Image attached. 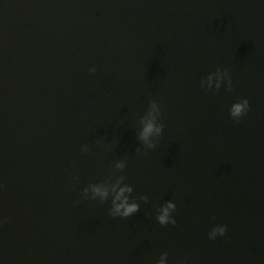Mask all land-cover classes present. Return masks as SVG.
Here are the masks:
<instances>
[{"label":"water","instance_id":"obj_1","mask_svg":"<svg viewBox=\"0 0 264 264\" xmlns=\"http://www.w3.org/2000/svg\"><path fill=\"white\" fill-rule=\"evenodd\" d=\"M149 116L163 127L145 140ZM164 252L264 264V0H0V264Z\"/></svg>","mask_w":264,"mask_h":264},{"label":"clouds","instance_id":"obj_2","mask_svg":"<svg viewBox=\"0 0 264 264\" xmlns=\"http://www.w3.org/2000/svg\"><path fill=\"white\" fill-rule=\"evenodd\" d=\"M95 70V69H93ZM225 73L217 70L212 72L207 77V84L209 87L216 83L217 87L224 79ZM153 112H155L158 106L153 103ZM250 108V102L247 97H241L237 99L231 105V114L234 117L244 116ZM162 125L158 124L154 116H149L146 118L143 130L141 132V137L147 140L153 133H159L162 130ZM118 167H123V161L118 163ZM123 177H120L116 180L114 184L111 185L112 191L114 193V202L112 213L113 215L127 217L139 210V203L132 199L127 193L132 191V186L128 184L121 185L120 181ZM92 191L94 194L101 196H107L109 187L104 184H94L92 185ZM176 207L174 201H168L166 204L162 205L159 210V220L161 223H167L169 220H172L175 223V219L171 216L172 210ZM228 230V225L226 224H217L211 231V238L215 239L217 234L224 235ZM168 262V253L164 252L160 255V258L157 260L156 264H167ZM180 264H187V260H181Z\"/></svg>","mask_w":264,"mask_h":264}]
</instances>
